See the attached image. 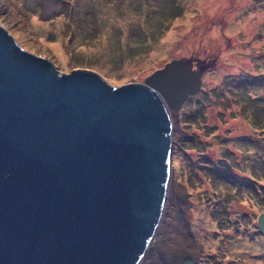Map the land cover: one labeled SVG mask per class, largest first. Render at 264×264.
Returning <instances> with one entry per match:
<instances>
[{
    "label": "water",
    "instance_id": "95a60500",
    "mask_svg": "<svg viewBox=\"0 0 264 264\" xmlns=\"http://www.w3.org/2000/svg\"><path fill=\"white\" fill-rule=\"evenodd\" d=\"M193 66L114 86L0 23V264L140 263L172 179V112L202 87Z\"/></svg>",
    "mask_w": 264,
    "mask_h": 264
},
{
    "label": "rangeland",
    "instance_id": "374dc122",
    "mask_svg": "<svg viewBox=\"0 0 264 264\" xmlns=\"http://www.w3.org/2000/svg\"><path fill=\"white\" fill-rule=\"evenodd\" d=\"M0 23L61 72L114 86L142 84L173 60L204 64L201 90L175 112L177 222L199 238L194 264H264V0H0ZM162 227L143 264L195 258L176 225Z\"/></svg>",
    "mask_w": 264,
    "mask_h": 264
},
{
    "label": "bare ground",
    "instance_id": "6f19581e",
    "mask_svg": "<svg viewBox=\"0 0 264 264\" xmlns=\"http://www.w3.org/2000/svg\"><path fill=\"white\" fill-rule=\"evenodd\" d=\"M172 120H173V127H174V122L176 123V114L174 112H172ZM168 191H172V192L169 193L168 196H167V200H166V204H165V210L163 211V214H162V217H161V220H160V224L158 225V228H157V230L154 233V238L153 239L154 240L156 239V236H157L158 232H159V235L162 232L159 227H161V226L164 227L165 224H167V223H168V225L173 223L174 225L177 226V229H176L175 232H179L180 238L183 241V243L188 248H193L194 249V251L191 252L192 253L191 256H194L195 258H190V257H188L186 255L181 256V258H184V260H197L199 258V256H200L201 252H200V249L198 248V246L195 244V242L197 243V240L199 238L197 236H194V234H192L193 235V239H192V237L190 236V234L188 233L187 230H185L183 232L182 224L177 222V221H179V218H178V216L176 214V211L180 210L181 207L180 206L177 207V205L174 203V200L179 198V197L183 198L184 197V191L182 190V188L180 186H178L177 184H174L173 180H170L169 190ZM172 205L174 206L173 208H172ZM165 213H166V216H165ZM173 214H175V215L173 216ZM190 226L192 227V224H190ZM187 235H189L190 238H191V244L189 242V239H188ZM169 238H171V237H169ZM161 239L162 240H166L164 237L158 236L157 240L161 241ZM167 239H168V237H167ZM176 252H177V250L175 248H172L171 251H170V254L172 255V254H175ZM147 254H148L147 252H146V254H144V256L141 259L139 264H143L145 262V259H147V257H148ZM183 263H185V261L177 260V261L174 262V264H183Z\"/></svg>",
    "mask_w": 264,
    "mask_h": 264
},
{
    "label": "trees",
    "instance_id": "16d2710c",
    "mask_svg": "<svg viewBox=\"0 0 264 264\" xmlns=\"http://www.w3.org/2000/svg\"><path fill=\"white\" fill-rule=\"evenodd\" d=\"M259 102L255 101V99L250 100V102L248 101V98L246 99L245 103L243 104V106H247L249 111L253 114H255L256 116H260L261 117V111H262V107L258 104ZM244 109V107H242ZM260 110V113H256ZM263 130V129H261Z\"/></svg>",
    "mask_w": 264,
    "mask_h": 264
},
{
    "label": "flooded vegetation",
    "instance_id": "af4514ba",
    "mask_svg": "<svg viewBox=\"0 0 264 264\" xmlns=\"http://www.w3.org/2000/svg\"><path fill=\"white\" fill-rule=\"evenodd\" d=\"M186 62V64H193L194 66H196L197 68V65H202L204 68H205V65L202 64L200 61H196V60H193V59H190V60H183ZM192 61V62H191Z\"/></svg>",
    "mask_w": 264,
    "mask_h": 264
}]
</instances>
